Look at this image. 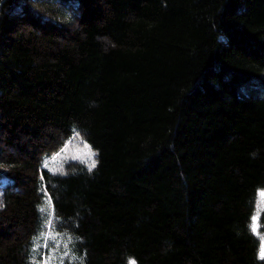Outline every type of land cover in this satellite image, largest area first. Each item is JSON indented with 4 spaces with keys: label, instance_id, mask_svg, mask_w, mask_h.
Here are the masks:
<instances>
[{
    "label": "trees",
    "instance_id": "1",
    "mask_svg": "<svg viewBox=\"0 0 264 264\" xmlns=\"http://www.w3.org/2000/svg\"><path fill=\"white\" fill-rule=\"evenodd\" d=\"M73 130L96 166L43 167ZM1 154L0 264L46 196L53 264H264V0H0Z\"/></svg>",
    "mask_w": 264,
    "mask_h": 264
},
{
    "label": "rangeland",
    "instance_id": "2",
    "mask_svg": "<svg viewBox=\"0 0 264 264\" xmlns=\"http://www.w3.org/2000/svg\"><path fill=\"white\" fill-rule=\"evenodd\" d=\"M78 132V131H76ZM79 135L76 136L74 132L64 140L63 145L49 156H46L42 160V166L46 167L52 172L55 173H65L68 171L69 164L75 162H81L85 164L88 168L91 165L92 161L95 160V164L97 162L96 151L91 147V145L85 140L83 135L78 132ZM90 146V148H89ZM90 151L95 153L94 156L90 155ZM0 157H4V154H1ZM46 165V166H45ZM5 169L4 167H0V171ZM6 170V169H5ZM46 211V215L48 216V220L52 221L50 225H46V228L43 229L41 234L36 240L35 248H38L39 253H41L40 257L37 260V264H53L58 262V257L56 258L54 255L52 256L53 250L52 246L48 248L44 245L55 243L54 251L58 253V247L60 245V241L54 240V235L52 231L53 222L55 220L54 210L51 198L49 196L45 197V202L43 206ZM264 213V187L258 191L257 200H256V210L252 217V229L254 233L260 239V248H259V256L261 252V245L264 244V231L261 230V217ZM51 256L53 258H51ZM60 261V260H59Z\"/></svg>",
    "mask_w": 264,
    "mask_h": 264
},
{
    "label": "snow or ice",
    "instance_id": "3",
    "mask_svg": "<svg viewBox=\"0 0 264 264\" xmlns=\"http://www.w3.org/2000/svg\"><path fill=\"white\" fill-rule=\"evenodd\" d=\"M73 132H74V134H75L76 136L79 135V133L76 132L75 130H73ZM89 148H90V146H89ZM90 155L94 156L95 153H93V152L90 151ZM45 166H46V165H45ZM95 166H96V164H95V160H93L92 163H91V165L89 166V171H91V169L94 168ZM7 182H8V181H7V178H6V177H4V176H0V186H3V185L6 184ZM39 211L43 213V212L46 211V209H45L44 207H40V208H39ZM45 223H46V225H50V224L52 223V221L46 219ZM44 246L47 247L48 245L45 244ZM53 247H55V243H54V242H53ZM33 251H34V252H35V251H38V248H37V249H33ZM65 255H67V253H65ZM260 258H261V259H264V244L261 245ZM33 264H37V262H36L35 260H33ZM130 264H135V262L132 261V262H130Z\"/></svg>",
    "mask_w": 264,
    "mask_h": 264
}]
</instances>
